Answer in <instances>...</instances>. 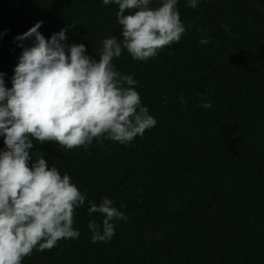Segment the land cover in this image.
I'll use <instances>...</instances> for the list:
<instances>
[{
    "label": "trees",
    "instance_id": "obj_1",
    "mask_svg": "<svg viewBox=\"0 0 264 264\" xmlns=\"http://www.w3.org/2000/svg\"><path fill=\"white\" fill-rule=\"evenodd\" d=\"M187 4L178 0L179 42L146 61L126 50L113 61L137 81L142 106L157 120L142 139H94L87 150L34 141L32 162L44 155L87 200L74 216L79 238L34 249L22 264H264V0ZM117 11L102 0H0L5 86L23 51L15 38L37 22L46 39L71 25L64 43L84 44L99 60L104 39H122ZM104 197L127 220L114 221L110 241L93 243L87 225L104 217L90 214L87 201Z\"/></svg>",
    "mask_w": 264,
    "mask_h": 264
},
{
    "label": "clouds",
    "instance_id": "obj_2",
    "mask_svg": "<svg viewBox=\"0 0 264 264\" xmlns=\"http://www.w3.org/2000/svg\"><path fill=\"white\" fill-rule=\"evenodd\" d=\"M115 4L122 39L102 41L99 60L85 55L84 44L68 46L66 33L71 25L46 39L37 22L15 38L23 48L14 68L12 87L5 86L0 72V264H22L33 250H50L60 240L77 239L73 228L76 210L85 205L82 194L68 174L49 168L44 155L32 162L30 150L55 142L66 149L87 150L94 139L131 144L157 120L141 104L132 75L116 70L114 59L124 50L136 61L155 57L159 50L179 42L185 33L177 9L178 0H102ZM198 0H188L195 9ZM127 13V14H126ZM34 37L31 47L23 42ZM209 40L202 38L200 44ZM181 103H186L181 97ZM204 109L211 103L204 102ZM88 212L99 213L102 223L87 225L91 240L108 242L115 236L114 221L127 216L108 198L97 204L88 200Z\"/></svg>",
    "mask_w": 264,
    "mask_h": 264
}]
</instances>
